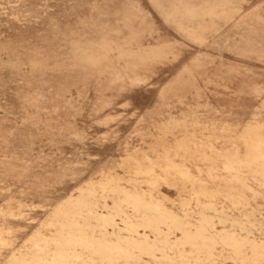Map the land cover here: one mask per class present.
<instances>
[{
	"label": "rangeland",
	"instance_id": "rangeland-1",
	"mask_svg": "<svg viewBox=\"0 0 264 264\" xmlns=\"http://www.w3.org/2000/svg\"><path fill=\"white\" fill-rule=\"evenodd\" d=\"M262 39L264 0H0V264L14 250H41L26 243L38 228L48 238L65 236L61 225L73 228L66 238L74 244L43 250L68 252L74 264H264V250L246 243L239 254L221 241L166 259L162 252L179 249L127 246L139 231L149 241L155 233L127 230L123 206L106 214L129 202L125 194H144L153 206L201 209L240 239L264 240V158L249 157L264 140ZM235 158L247 166L227 168ZM109 171L121 184L98 187H116L119 196L110 192L96 209L114 220H85L82 207L76 215L95 226L97 240L123 241L115 255L78 246L77 216L63 222L52 214ZM243 207L248 215H233Z\"/></svg>",
	"mask_w": 264,
	"mask_h": 264
},
{
	"label": "bare ground",
	"instance_id": "bare-ground-1",
	"mask_svg": "<svg viewBox=\"0 0 264 264\" xmlns=\"http://www.w3.org/2000/svg\"><path fill=\"white\" fill-rule=\"evenodd\" d=\"M19 3V2H18ZM50 9V8H49ZM26 17V16H25ZM39 19V18H38ZM28 21V20H27ZM251 29V28H250ZM257 29V28H256ZM258 31V30H257ZM256 32V31H255ZM263 32V31H261ZM68 34V33H67ZM258 37V36H257ZM261 37V36H260ZM263 37V36H262ZM127 38V37H126ZM246 39V38H245ZM5 40V39H4ZM263 40V39H262ZM130 41V40H129ZM264 41V40H263ZM258 43V42H257ZM259 43L261 44V42L259 41ZM259 45V44H258ZM264 45V44H263ZM257 46V45H256ZM246 47H248L246 45ZM245 47V48H246ZM47 48V47H46ZM262 49V48H261ZM257 50V49H256ZM246 51V49L244 50ZM247 52V51H246ZM245 52V53H246ZM254 54V51H252ZM251 52V55H252ZM257 52V51H256ZM57 53V52H56ZM249 53V52H248ZM258 53V52H257ZM260 53V52H259ZM238 54V53H237ZM243 54V51H242ZM241 54V55H242ZM259 55V54H258ZM262 56V54H260ZM59 56V55H58ZM111 56V55H110ZM244 56V55H243ZM254 56V55H253ZM260 56V57H261ZM14 57V56H13ZM116 57V56H115ZM146 58V56H145ZM256 58V57H255ZM259 58V57H258ZM257 58V59H258ZM263 58V57H262ZM129 59V58H128ZM259 60V59H258ZM128 61V60H127ZM28 62V61H27ZM132 62V61H131ZM108 63V62H107ZM67 66V65H66ZM92 73V71H91ZM264 104V103H263ZM264 107V106H262ZM261 107V108H262ZM263 109V108H262ZM251 115V114H250ZM253 117V116H252ZM256 118V116H255ZM226 120V119H225ZM238 122V121H237ZM235 123V122H234ZM241 123V122H240ZM263 123V122H262ZM250 125V124H249ZM262 125V124H261ZM235 126V125H234ZM176 127V126H175ZM249 127V126H248ZM253 127V126H252ZM261 127V126H260ZM238 128V127H237ZM230 129V128H229ZM236 129V128H235ZM256 129V128H255ZM258 129V128H257ZM261 129V128H260ZM259 129V130H260ZM264 129V128H263ZM213 130V129H212ZM249 130V129H248ZM210 132V131H209ZM153 133V132H152ZM244 136V135H243ZM257 138V137H256ZM213 143V142H212ZM232 147V146H231ZM264 140H261L260 142L257 143V145H255V147L253 148V152L249 155V157L252 160H256V158L258 157H262L264 158ZM202 149V148H201ZM230 149V148H228ZM214 151V150H213ZM193 157V156H192ZM196 157V156H194ZM241 160H238L237 158H235L232 162H229L226 164V167L229 169L232 168H237V169H241L242 167H245L247 165L243 164V163H238ZM150 162V160H149ZM235 162V163H234ZM263 164V163H262ZM27 166V165H26ZM250 166H261L258 165V163H253ZM264 165H262L263 168ZM201 167V166H199ZM141 168H143V166H140L137 170L136 173L140 174L141 173ZM261 168V170H262ZM14 169V168H13ZM113 169V168H112ZM110 169V170H112ZM204 169V168H203ZM114 170V169H113ZM264 170V169H263ZM255 171V170H254ZM13 172V171H12ZM144 172V171H143ZM240 172V171H239ZM102 173V172H101ZM148 173V172H145ZM160 175V174H159ZM161 176V175H160ZM20 177V176H19ZM23 177V176H22ZM101 178L95 181H91V183H89L87 186L90 187H86V188H82L80 187L79 193L78 195H74L71 194L70 196H68L66 199H64L63 201L59 202L55 208H53L54 210L52 211V214L55 217H59V218H65V221L63 220V222H70L71 218L75 215L78 218V225H76L75 228V232H77V234H79V238L80 240H78L79 243H76L82 246H103V247H107L111 248V251H108L110 254H116L119 251H112V248L115 249H119L122 248L123 244L121 242V240H113V241H104V239H100L97 240L96 235H94L96 228L92 226H90L91 223H86V224H81L79 218V213L76 215L78 208H83V211L80 212V214L82 215H88V218L85 220L90 219L89 215H91V219H96V220H102L104 222H111L113 220L107 219V218H101L103 212H100L96 209V206H99L97 203H99L98 201L100 199H105L106 197H108L110 194V192H112L113 195H118L115 192L116 191H112V190H116V187L110 188V189H105V188H100L98 187V184H104V183H112L113 186L115 183H120L119 181L122 179L121 176L115 172L109 171V172H105L102 174V176H100ZM99 178V177H98ZM140 176H136V177H132V180L138 182L140 180ZM202 178V177H201ZM236 178L242 180L244 183H246V177H238V174L236 175ZM145 180L148 181V177H144ZM254 179H258L256 176H254ZM151 181V179H149ZM49 183V182H48ZM261 183L264 185V177H262L261 179ZM27 184V183H26ZM41 184V183H40ZM121 184V183H120ZM247 185H251V184H247ZM211 187V186H210ZM93 190H101L103 191H108L109 192H105L101 195H89V194H84L82 192H90ZM133 190V187H132ZM131 190V192H132ZM136 190H134L133 192H135ZM149 191V190H148ZM139 192V191H138ZM142 193V191H140ZM199 192V191H197ZM127 195L125 199H128L129 202L125 203V205H123L124 203H115V206L113 207V209H107L106 214H116V207L119 206H123L124 207V213L127 216L126 219H124L123 221L126 223L125 225L127 230H133L135 232L139 231L138 230V226H142L144 228H150L151 230L154 231L155 233V237L154 240L152 239V241H149L147 239L146 233H141L139 231V235H137V237H135V235H133V237H131L133 240L132 241H128L127 242V246H136V247H146V248H167L170 247L172 249H179L178 251H166L162 252L161 255L163 257H165L166 259H170V260H183V257L186 253H191L194 252V249H212L215 247V245L218 243V241L224 242V244L227 245H231L233 246V248L235 249L236 253L239 254H246L247 252H245V248H246V243H250V247L253 248L255 251H257L258 253H263L264 250V240H257V238H251V237H244L242 239L238 238V235L236 234V232L234 231V228L229 227V225L226 224H222L221 226H218V221L214 220L212 218V216H208L207 212L206 214L204 213L203 210L201 209H197V208H182L181 211H176L174 209H163L162 206L160 204H156V205H151L150 201H148L147 199L151 198L150 195H144V194H139V195H133V194H125ZM226 195V194H223ZM117 196V197H118ZM157 196V195H156ZM236 196V194H235ZM239 196V195H238ZM245 196V195H243ZM121 197V196H120ZM125 197V196H123ZM119 198V197H118ZM147 198V199H146ZM195 199V197H193ZM111 199V198H110ZM122 199V198H120ZM101 200V201H102ZM126 200V201H128ZM131 200V201H130ZM146 201L145 203H142L143 201ZM120 201V200H119ZM105 202V201H104ZM234 203L237 204V202L234 201ZM103 204V203H102ZM232 204V203H231ZM247 203H244V206ZM204 205L207 207H213L214 205H216V202L214 201H206L204 202ZM144 206V208L142 207ZM228 206V205H227ZM226 206V207H227ZM107 207V206H106ZM229 207V206H228ZM62 208L65 209H69V211H64ZM105 208V205H104ZM103 208V210H104ZM127 208H131L132 213L128 212ZM71 209V211H70ZM223 209H225V206H217L215 207V210H219L222 211ZM79 211V210H78ZM26 213V212H25ZM134 215V216H140L141 218H139L138 221H134L132 220L130 217V215ZM214 215H217V213H213ZM228 215H230L229 213H227ZM234 216H243V215H248L247 211L243 209L238 212L237 214H233ZM68 216V217H67ZM54 217V218H55ZM27 218V217H26ZM68 218V220H67ZM52 219V218H51ZM53 220V219H52ZM51 220V222H52ZM30 221V220H29ZM36 221V220H35ZM61 221V220H60ZM90 221V220H88ZM101 221V222H102ZM46 222V221H45ZM84 222V220H83ZM97 222V221H96ZM123 222V223H124ZM171 222L173 223H177V225H175L174 228H171L170 226L168 227V231H175L176 229L180 230L182 232L181 235H175L174 237H169V234L167 233L168 231H166V228L163 226L165 224H170ZM222 223H224V221H220ZM49 223V222H47ZM53 223V222H52ZM95 223V221H94ZM115 223V222H114ZM59 224V223H58ZM112 224V223H111ZM44 225V224H42ZM46 225V224H45ZM98 225V224H97ZM105 225V224H104ZM107 225V224H106ZM100 226V224H99ZM114 226V225H112ZM117 226V225H115ZM247 226V225H246ZM13 227V226H12ZM41 227V226H40ZM102 227V226H100ZM45 228V227H44ZM67 228V227H66ZM65 227H63V225H61V229H57L59 235L60 232L63 231V237H58L55 238H48V236H43L42 231L38 228L34 231V235L26 242L29 243L30 246H32L33 248L36 249H41L39 251H34V252H26L22 250H14L9 256L8 258L4 261L3 264H74L75 261H71V256H68L67 254H69L68 252H61L57 255H52V256H47V253L45 250V248L49 247L52 243L59 245V246H70L72 244H74V237H72L71 235V239H67L66 238V234H72V232H74L73 228L71 229H66ZM99 228V227H98ZM105 228V227H104ZM130 228V229H129ZM123 229V228H122ZM7 230H9V228H7ZM56 230V229H55ZM100 230V229H99ZM105 230V229H104ZM103 230V231H104ZM120 231V230H119ZM108 232V231H107ZM52 233V232H50ZM112 233V232H111ZM115 233V232H114ZM57 234V233H56ZM105 234V232H104ZM129 234V233H128ZM134 234V233H133ZM75 235V234H74ZM91 236V240L88 241L87 239L89 238V236ZM100 235V233H99ZM102 235V234H101ZM141 235V236H140ZM104 236V235H103ZM114 236V235H113ZM77 237V236H76ZM101 237V236H100ZM106 237V236H105ZM63 238V239H62ZM102 238V237H101ZM251 238V239H250ZM124 239V237H123ZM122 239V240H123ZM126 240V239H125ZM73 242V243H72ZM76 242V241H75ZM25 243V244H26ZM189 244L191 245V249H189L190 251L186 250V245ZM25 246V245H24ZM28 247V246H27ZM31 247V249H32ZM126 247V246H125ZM88 248V247H86ZM90 248V247H89ZM95 248V247H94ZM101 248V247H100ZM145 248V249H146ZM50 249V248H49ZM96 249V248H95ZM104 249V248H103ZM117 249V250H118ZM218 249V248H217ZM199 250V251H200ZM66 251V250H65ZM83 251V249H82ZM90 251V250H89ZM93 251V250H92ZM57 252V251H56ZM76 252V251H75ZM95 252V251H94ZM100 252V251H99ZM186 252V253H185ZM201 252V251H200ZM106 253V252H104ZM120 253H123L124 257H131L133 255V252L130 250H126L123 252L120 251ZM149 254V253H148ZM152 255H154L155 253H152ZM117 256V255H116ZM114 256V258L116 257ZM98 257V256H97ZM96 257V258H97ZM119 257V256H118ZM123 257V259H125ZM181 257V259H180ZM73 258V257H72ZM102 258V257H101ZM108 258H113L112 256L109 255ZM117 258V257H116ZM155 258V257H154ZM92 259V258H91ZM94 259V258H93ZM92 259V260H93ZM104 259V258H103ZM122 259V258H121ZM127 259V258H126ZM132 259V258H131ZM153 259V257H152ZM215 259V258H214ZM108 260V259H107ZM117 260V259H116ZM129 260V259H128ZM156 260V258H155ZM154 260V261H155ZM200 260V259H199ZM130 261V260H129ZM160 261V260H159ZM60 262V263H59ZM93 262V261H92ZM95 262V261H94ZM93 262V263H94ZM105 262V261H104ZM109 262H113V261H109ZM120 262V261H119ZM123 262V260H122ZM125 262V261H124ZM158 262V261H157ZM164 262V261H163ZM167 262V261H165ZM92 263V264H93ZM96 263V262H95ZM174 263V262H173ZM217 263V262H216ZM99 264V263H97ZM108 264V263H107ZM117 264V263H116ZM124 264H127L126 262ZM167 264V263H166ZM169 264V262H168ZM181 264V263H180Z\"/></svg>",
	"mask_w": 264,
	"mask_h": 264
}]
</instances>
